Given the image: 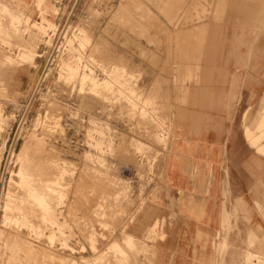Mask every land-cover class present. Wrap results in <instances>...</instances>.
Instances as JSON below:
<instances>
[{
  "label": "rangeland",
  "instance_id": "374dc122",
  "mask_svg": "<svg viewBox=\"0 0 264 264\" xmlns=\"http://www.w3.org/2000/svg\"><path fill=\"white\" fill-rule=\"evenodd\" d=\"M39 1L0 0V55L13 58L0 59L1 72L20 66L18 27L41 45L23 94L11 79L0 82V264H158L155 244L174 232L184 202L176 207L170 180L178 94L205 88L199 67L218 47L254 45L248 62L264 56V0H42L48 9ZM235 1L246 8L226 7ZM32 136L45 142L29 151L32 176L20 186L17 154ZM46 185L49 217L27 200L30 187ZM10 191L25 216L4 211ZM154 205L162 221L140 225ZM12 237L18 246L8 249Z\"/></svg>",
  "mask_w": 264,
  "mask_h": 264
},
{
  "label": "crops",
  "instance_id": "0c3cea01",
  "mask_svg": "<svg viewBox=\"0 0 264 264\" xmlns=\"http://www.w3.org/2000/svg\"><path fill=\"white\" fill-rule=\"evenodd\" d=\"M19 28L17 55L26 60L10 75L0 68V82L11 79L15 95L40 67L38 57L30 59L41 50L35 33ZM253 47L210 51L199 67L205 88L192 83L185 97L178 94V168L170 180L176 207L182 197L184 205L174 232L155 244L158 264H264V56L248 62ZM155 207L140 225L162 221Z\"/></svg>",
  "mask_w": 264,
  "mask_h": 264
},
{
  "label": "bare ground",
  "instance_id": "6f19581e",
  "mask_svg": "<svg viewBox=\"0 0 264 264\" xmlns=\"http://www.w3.org/2000/svg\"><path fill=\"white\" fill-rule=\"evenodd\" d=\"M43 2H42V0H40L39 1V4H38V8H42V9H48L49 8V6L48 5H45V4H42ZM235 3V4H234ZM22 4V3H21ZM226 5V4H225ZM245 4L244 3H241V2H238V1H235V2H233V4H231V5H227L226 7L227 8H229V9H233V10H236V11H242L244 8H246V6H244ZM219 6H220V4H219ZM44 7V8H43ZM225 8V6L224 5H222V6H220L218 9H215L216 10V12H218V13H220V14H223L224 13V9ZM8 13H11V11L9 10L8 11ZM173 13V12H172ZM11 15V14H10ZM160 15H162V14H160ZM170 16V15H169ZM173 16H174V14H173ZM219 16V15H218ZM172 18V17H171ZM52 24H53V21H52ZM30 25V24H29ZM78 26V25H77ZM38 30H39V33L42 31V29L41 28H38ZM87 30V29H86ZM39 33H38V35H39ZM86 36H88V35H86ZM88 38V37H87ZM52 41V40H51ZM76 41V40H75ZM201 41V43H204L203 41V39H201L200 40ZM240 43V42H239ZM95 47V46H94ZM93 47V48H94ZM92 48V47H91ZM92 53V52H91ZM64 54L66 55V56H69L67 53H65L64 52ZM94 55V54H93ZM102 56V55H101ZM34 57H39V55L38 54H34V55H32V57L30 58V59H33ZM8 59L9 60H13V59H11L9 56H8ZM22 61L23 60H26V58L25 57H22V58H20ZM94 60V59H93ZM63 61V62H62ZM71 61H72V58H69V59H67V60H61V62H62V67H61V73H60V75L62 74V75H64V76H66V77H70L71 76V71L70 70H72V68L74 67V66H72V63H71ZM79 69V68H78ZM27 70V69H26ZM48 75V71L46 72V74H45V77ZM214 83V82H213ZM84 100V99H83ZM48 109V108H47ZM0 112L2 113L3 112V110L2 109H0ZM201 113V112H200ZM1 120V119H0ZM262 126H264V118H263V121H262ZM0 128H1V126H0ZM46 138V137H45ZM45 141H44V139H42V138H36V136H32V137H30V139L29 140H27V142H24L23 143V146L21 147V151H20V153L19 154H17L18 155V162L20 163V167H19V172L17 173V176L19 177V185L21 186V185H26L27 184V182H26V180H27V178L28 177H31V176H27V167H29L28 166V164H29V155L31 154V152H29L30 150L32 151V150H34V149H31V148H33L34 146L35 147H39V145H43V143H44ZM52 146V145H51ZM52 148V147H51ZM36 150V149H35ZM38 150V149H37ZM40 150V149H39ZM42 151V150H41ZM34 152V151H33ZM38 153V152H37ZM36 153V154H37ZM41 154V153H40ZM44 156H46L47 155V152L44 154V152L42 153ZM31 156V155H30ZM52 157H53V155H52ZM35 158H37V157H35ZM31 159V158H30ZM51 159H53V158H51ZM36 163V162H35ZM34 163V164H35ZM30 165V164H29ZM38 165H40V164H38ZM46 165H49V164H46ZM98 167V166H97ZM91 168H92V166H91ZM31 169V168H30ZM50 171V170H49ZM52 171V170H51ZM39 172V171H38ZM55 172V171H54ZM49 173V172H48ZM28 175H30V174H28ZM35 176V175H34ZM38 176V175H37ZM30 179V178H29ZM44 179V178H43ZM50 180H52V179H50ZM31 181V180H30ZM30 183V182H29ZM35 184V183H34ZM40 184V183H39ZM38 184V185H39ZM42 184V183H41ZM40 187H41V185H40ZM35 188H37V187H35ZM51 188V186L50 185H46L45 187H44V189L41 191V192H36L32 187H30L29 188V190H27V197H28V201L29 202H31V203H33V204H35V205H38V206H41L42 207V210H43V217H49L50 216V209H49V206H48V204H47V202H46V193H44V191H48V189H50ZM38 189V188H37ZM41 189V188H40ZM2 198V197H1ZM17 200H18V198H17ZM20 201V200H19ZM19 201H17L16 202V198H15V196L14 195H12L11 194V191H10V193H9V196H8V199H7V203H6V205H4V207L6 206V209L4 208V211L6 212V214L8 215V216H12V215H18L19 217H23V216H25L26 215V209L28 208H26V209H24L21 205H19L18 204V202ZM22 202H25V200H23ZM25 206V205H24ZM28 211H29V209H27ZM31 210V209H30ZM31 212V211H30ZM30 212H28V213H30ZM34 213V212H33ZM32 214V213H31ZM33 215H35V214H33ZM36 215H38V214H36ZM28 216V215H27ZM41 217V216H40ZM26 218V217H25ZM28 218V217H27ZM27 220V219H26ZM26 220H24V221H26ZM29 220H31L30 218H29ZM28 221V220H27ZM31 222V221H30ZM51 223V222H50ZM157 223V222H156ZM34 224V223H33ZM42 224V223H41ZM144 230V229H143ZM142 230V231H143ZM2 233V232H1ZM8 233V232H7ZM3 234V233H2ZM7 237H9V236H7ZM17 238V237H16ZM15 238V239H16ZM128 238L129 239H131L130 237H127V240L126 241H128L129 242V240H128ZM131 241V240H130ZM5 242V241H4ZM25 242V241H24ZM127 242V244L129 245L130 244V242L128 243ZM6 243V242H5ZM4 243V244H5ZM19 243H21V242H19ZM26 243V242H25ZM9 247H7L8 249H10V248H15L16 246H18V242L16 241V240H14V238L12 237V238H9L8 239V241H7V243H6ZM132 244V243H131ZM130 244V245H131ZM134 244V243H133ZM20 245V244H19ZM135 245V244H134ZM6 246V245H5ZM20 247H21V245H20ZM23 247V246H22ZM21 249V248H20ZM25 249V248H24ZM35 249V248H34ZM116 249V248H115ZM16 250V249H15ZM37 250V249H36ZM35 250V251H36ZM121 250V249H120ZM27 251V250H26ZM119 251V250H118ZM122 251V250H121ZM120 251V252H121ZM124 251V250H123ZM123 251H122V253H123ZM13 253H14V251H12ZM19 252H20V250H19ZM25 252V251H24ZM33 252V251H32ZM20 253H22V252H20ZM125 253V255H126V252H124ZM18 254V253H17ZM23 254V253H22ZM43 256L45 257V258H47L48 260L53 256V254H49L48 252H46V251H43ZM15 255V254H14ZM9 257V256H8ZM34 257V256H33ZM9 259V258H8ZM85 260V259H84ZM83 260V264H89V262L90 261H88L87 260V262H85ZM49 262H50V260H49ZM91 264V263H90Z\"/></svg>",
  "mask_w": 264,
  "mask_h": 264
},
{
  "label": "built area",
  "instance_id": "2783aa9c",
  "mask_svg": "<svg viewBox=\"0 0 264 264\" xmlns=\"http://www.w3.org/2000/svg\"><path fill=\"white\" fill-rule=\"evenodd\" d=\"M79 148H82V146H81V147H79Z\"/></svg>",
  "mask_w": 264,
  "mask_h": 264
}]
</instances>
